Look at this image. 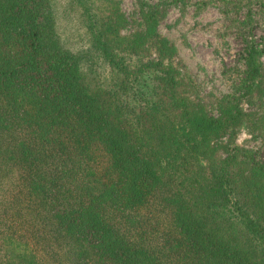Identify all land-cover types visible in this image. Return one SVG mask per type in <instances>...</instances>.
Segmentation results:
<instances>
[{
	"label": "trees",
	"instance_id": "1",
	"mask_svg": "<svg viewBox=\"0 0 264 264\" xmlns=\"http://www.w3.org/2000/svg\"><path fill=\"white\" fill-rule=\"evenodd\" d=\"M72 1L106 82L62 46L48 0H0V264H264V156L233 144L262 51L245 45L239 96L213 116L160 10L139 5L122 34L116 0Z\"/></svg>",
	"mask_w": 264,
	"mask_h": 264
},
{
	"label": "rangeland",
	"instance_id": "2",
	"mask_svg": "<svg viewBox=\"0 0 264 264\" xmlns=\"http://www.w3.org/2000/svg\"><path fill=\"white\" fill-rule=\"evenodd\" d=\"M127 22L122 34L138 24L142 5L160 10L156 31L175 48V63L198 88L200 100L209 114L216 115V103L237 89L244 67L246 44L262 51L258 63L264 74V0H235L238 11L226 13L223 0H185L184 5H168L164 0H116ZM162 1V3H161ZM227 1V0H225ZM55 30L62 46L82 61V70L93 83L109 80V70L95 55L84 27L80 8L72 0H48ZM234 96H239L235 93ZM241 120L233 144L264 156V93L239 98ZM258 125V126H257ZM227 137H220L224 144Z\"/></svg>",
	"mask_w": 264,
	"mask_h": 264
}]
</instances>
